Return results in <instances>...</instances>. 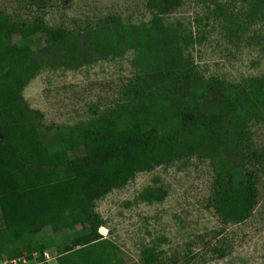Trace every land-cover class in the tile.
Here are the masks:
<instances>
[{"label": "trees", "instance_id": "obj_1", "mask_svg": "<svg viewBox=\"0 0 264 264\" xmlns=\"http://www.w3.org/2000/svg\"><path fill=\"white\" fill-rule=\"evenodd\" d=\"M24 1L42 9L49 0ZM251 1L264 7V0ZM181 3L148 0L155 12L149 29L125 27L111 17L71 32L49 27L41 18L14 20L0 11V198L19 194L10 206L14 222L0 228V259L19 258L29 245L40 264H48L43 252L49 246L57 264H125L98 233L103 223L94 203L124 187L137 172L195 153L214 164L211 207L221 223L236 225L252 216L258 193L252 171L240 177L245 165L241 146L245 120L264 117V78L234 87L217 79L204 81L193 72L175 35L161 21ZM32 38L42 39V45L33 49L19 44ZM145 38L162 59L152 77L157 91L147 95L142 88L133 103L93 121L51 130L20 94L43 66L75 69L138 48ZM184 102L188 107L176 108ZM256 159L262 160L264 171V155ZM139 198L154 204L165 192L147 189ZM76 227L84 233L59 245L43 238L47 230L57 234ZM141 258L143 264L158 260L149 248Z\"/></svg>", "mask_w": 264, "mask_h": 264}, {"label": "rangeland", "instance_id": "obj_2", "mask_svg": "<svg viewBox=\"0 0 264 264\" xmlns=\"http://www.w3.org/2000/svg\"><path fill=\"white\" fill-rule=\"evenodd\" d=\"M0 11L14 20L41 18L49 27L71 32L111 17L125 27L149 29L155 15L148 0H49L42 9L24 0H0ZM161 21L175 35L182 58L204 81L217 79L245 87L264 78V7L254 6L251 0H182ZM19 44L35 49L42 39ZM157 53L145 38L138 48L75 69L43 66L20 94L51 130L87 123L133 103L142 88L147 95L157 91L152 81L162 63ZM189 102L176 108L184 109ZM244 126L245 165L240 177L247 171L254 176L258 204L252 216L240 224H222L211 207L212 159L199 153L176 158L137 172L124 187L112 189L94 203L106 229L105 234L101 228L98 233L112 243L117 258L125 264H143L142 251L149 248L158 256L155 264H264V171L262 160L256 159L264 155V117H248ZM147 189H161L165 198L154 204L143 202L139 195ZM14 196L18 199L19 194ZM83 233L81 227L57 234L47 230L43 238L55 246ZM49 247L45 253L51 264H57ZM30 249L23 247V254Z\"/></svg>", "mask_w": 264, "mask_h": 264}, {"label": "built area", "instance_id": "obj_3", "mask_svg": "<svg viewBox=\"0 0 264 264\" xmlns=\"http://www.w3.org/2000/svg\"><path fill=\"white\" fill-rule=\"evenodd\" d=\"M37 256H38L37 253L32 252L29 254H23L19 258H13V259L4 258V259H0V264H40L36 259ZM43 256L47 262L50 261L47 253L43 252Z\"/></svg>", "mask_w": 264, "mask_h": 264}, {"label": "crops", "instance_id": "obj_4", "mask_svg": "<svg viewBox=\"0 0 264 264\" xmlns=\"http://www.w3.org/2000/svg\"><path fill=\"white\" fill-rule=\"evenodd\" d=\"M17 197L14 196L11 199L4 200V202L0 203V215L2 220V227H6L11 225L15 220V215H12L10 211L11 202L16 200ZM52 260H55L52 258ZM48 264H51V261L48 262Z\"/></svg>", "mask_w": 264, "mask_h": 264}, {"label": "bare ground", "instance_id": "obj_5", "mask_svg": "<svg viewBox=\"0 0 264 264\" xmlns=\"http://www.w3.org/2000/svg\"><path fill=\"white\" fill-rule=\"evenodd\" d=\"M101 232H102V234H105L106 233V229L104 227H101Z\"/></svg>", "mask_w": 264, "mask_h": 264}]
</instances>
